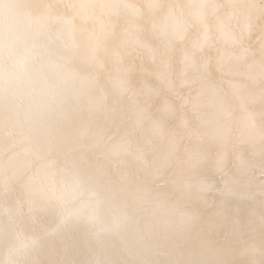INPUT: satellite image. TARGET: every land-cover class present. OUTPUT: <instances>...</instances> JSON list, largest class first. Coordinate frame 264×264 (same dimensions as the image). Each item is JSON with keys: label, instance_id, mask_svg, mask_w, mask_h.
Segmentation results:
<instances>
[{"label": "clouds", "instance_id": "1", "mask_svg": "<svg viewBox=\"0 0 264 264\" xmlns=\"http://www.w3.org/2000/svg\"><path fill=\"white\" fill-rule=\"evenodd\" d=\"M18 8L14 32L0 36V52L21 69L39 63L42 53L58 54L62 63L55 65L51 101L87 130L95 167L103 170L97 176L90 165L75 182L55 173L29 177L46 206L64 220L91 219L96 193L86 197L85 185L92 181L123 204L118 229L146 221L155 235L192 238L203 234L217 207L233 200L258 201L264 208V179H254L257 173L264 177V145L245 155L242 139L215 135L220 117L235 111L231 86L212 78L210 58L197 59L193 52L173 61L168 50L172 41L182 44L185 34L159 30L156 38L169 46L160 53L162 70L142 66L141 79L154 75L156 84L136 87L125 57L109 55L114 35L98 37L97 55L89 58L95 34L80 22L72 0H22ZM74 62L84 66L83 74L63 75L61 69ZM175 213L190 222L177 224ZM219 257V264H264V239L251 249L243 241L239 248L225 241Z\"/></svg>", "mask_w": 264, "mask_h": 264}, {"label": "bare ground", "instance_id": "2", "mask_svg": "<svg viewBox=\"0 0 264 264\" xmlns=\"http://www.w3.org/2000/svg\"><path fill=\"white\" fill-rule=\"evenodd\" d=\"M125 1L127 7L119 10L118 24L111 33L115 40L109 46V55L125 57V66L134 69L132 83L136 87L156 84L154 75L141 79L139 70L142 66L154 73L162 70L160 53L169 46L156 38L161 28L169 34H185L182 44L172 41L167 54L174 62L193 52L197 59L210 58L212 78L231 86L236 107L227 119L240 117L242 132L251 131V117L264 102V36H255L256 27L264 33V24L262 27L258 23L264 21V0ZM21 2L0 0V36L5 31L14 32ZM72 2L78 11L87 3L91 14H98L94 16L96 22L116 5L111 0ZM87 21L90 28L106 25L103 20V27ZM98 37L94 35L90 42L89 58L97 55ZM201 46L202 51H197ZM59 63L58 54L42 53L39 63L21 69L6 62L0 52V264H78L88 255L93 256L91 264H128L127 258L140 238L152 229L146 221L138 227L118 229L125 214L123 204L92 181L85 185L86 197L96 193L91 201V219L64 220L44 204L29 180L31 176L55 173L75 182L84 178L83 172L90 165L97 176L103 175V170L95 167V150L87 130L51 101L57 83L55 65ZM76 72H84L80 62L61 69L63 75ZM241 108L244 111L240 112ZM227 119L220 117L221 122L214 127L217 137L232 129ZM231 213L233 223H239L240 213ZM253 230L259 228L253 226Z\"/></svg>", "mask_w": 264, "mask_h": 264}, {"label": "rangeland", "instance_id": "3", "mask_svg": "<svg viewBox=\"0 0 264 264\" xmlns=\"http://www.w3.org/2000/svg\"><path fill=\"white\" fill-rule=\"evenodd\" d=\"M120 1L111 0V3L113 2L112 5L116 4L115 8L112 7L113 9L110 11V14L107 13L103 17L98 19L100 20L99 22H96L97 21L96 17L98 16L96 11H94V13L91 14L90 12L91 10L88 4L87 3L83 4L81 6V7L84 6L82 10L79 9L80 11H78L80 15V22L85 23V20H88L87 22L90 21L91 24L102 26V27L104 24H106L103 28L99 27L95 29L93 28L94 26L91 28L93 30V33L97 37L103 36L105 34H111L118 24V21H119L118 15H120L118 13H120V11L124 7L125 8L127 7L125 0L123 1L120 0ZM85 7H87V9ZM112 12L116 16H114ZM105 16H107V18H105ZM116 17L118 20L116 19ZM102 20L105 21L104 24ZM12 22L13 21H11L10 25L14 24ZM258 23L259 25H262L263 27L264 21H261V23L260 22ZM103 29H106V30H103ZM255 32H256L255 33L256 37H260L262 35V31L260 30L259 27L255 28ZM258 107H257L256 112L253 114L250 120V122L252 121V118L254 120L251 122V125H252L250 127L251 131L242 132L243 126H241V118L235 117L234 119L232 118L231 121L227 119V123H229V125L231 123L230 126H232V129L229 131V133L224 131L223 133H220L219 135L220 137L219 136L218 137L223 139V138H229V136H231V139L233 140L239 138V139L244 140V142L246 141L243 145L244 147L243 149H246L244 150L245 155H247L248 152L252 150V148H259L261 145H264V102L259 104ZM239 111L240 112L244 111V108L243 109L241 108ZM257 175L255 176L256 178L254 177V179L257 182L259 181V179H264V177H260L258 173ZM219 209L221 208L220 207L216 208L215 216L217 217L220 216V217L216 218L214 216L206 224L203 234L196 237L197 239L192 238V237H182V236L168 237L163 234L155 235L154 234L155 230L152 228L142 238H140V244L136 247L132 255H130L127 258L128 260L127 263L136 264L139 261L138 264H151V263L152 264H219V259H220L219 246L225 243V241H227L228 244H230L232 247H235V248L241 247V241H243V246L249 249L254 248V247H259L261 240L264 239V208L261 207L258 201L233 200L227 207L223 208V210H220V212H219ZM236 211L240 213L239 214L240 218H239V223L234 224L233 221L235 220V218L231 217V214H232L231 212H236ZM124 216L125 214L122 216L119 224L123 221ZM174 219L177 224H187L190 222L189 216L181 215L179 213L174 214ZM253 226H255V228L256 227L259 228V230L254 231ZM117 243L118 244L120 243V245H122L121 240L117 241ZM142 247L145 249L143 250ZM135 256L140 257V258H137L138 259L137 260ZM87 257H86L87 261L84 260V261H80L82 263L80 262H77V263L78 264H91V261L93 260V256L88 255ZM252 258L258 259L259 253H257L256 256Z\"/></svg>", "mask_w": 264, "mask_h": 264}]
</instances>
